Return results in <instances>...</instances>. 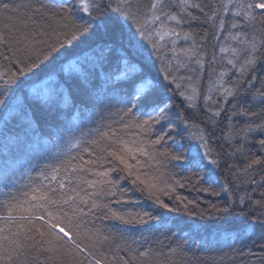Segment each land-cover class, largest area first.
Listing matches in <instances>:
<instances>
[{"label": "trees", "instance_id": "16d2710c", "mask_svg": "<svg viewBox=\"0 0 264 264\" xmlns=\"http://www.w3.org/2000/svg\"><path fill=\"white\" fill-rule=\"evenodd\" d=\"M14 2L26 3L27 0ZM43 2L56 4L58 0ZM153 2L132 0L133 10L139 11L141 23L146 16H151L149 9ZM239 2L246 3L247 0H232L231 4L228 0H188L187 6L182 5V0H163V11L157 12L159 21L145 24L144 36L139 35L134 21L125 23L126 34L129 28L136 33L135 47L128 48L126 39L124 48L118 41H98L111 47L110 53L105 52L108 59L103 70L97 66L99 51L75 44L67 46L72 49V55L65 54L54 64L45 61L39 71L33 69L22 75L21 86L16 88L13 85V90L17 97H27V117L18 114L21 109L15 101L8 108L0 107V216H7L6 201L23 203L25 194L34 187L48 185L49 181L44 180L41 173L50 176L49 165L59 167L69 160L82 165L86 161H97L83 165L90 171L78 172L66 181L85 197L87 203L80 204L82 217L75 219L72 226L61 224V227L76 239L81 248H86L105 264H123L124 260L129 264H264V228L260 226L264 221V207L255 203L264 199L261 196L264 193V165L244 171L251 159L264 156V148L259 145L264 134L256 130L245 137L238 131L246 123H260L261 117L250 119L237 114L245 109L260 113L264 107L257 95L264 92V58L258 59L241 79L239 67L229 64L234 58L233 53L221 52V48L246 47L239 40L232 39L229 33H248L249 39L253 35L257 41L264 39V24L259 20L254 25L247 24L243 16L237 15L235 5ZM74 4L75 0H71V5ZM169 15L176 19H168ZM161 23L174 29L176 35H165L161 40L155 35ZM233 24L236 27H232ZM185 34H188L187 38ZM7 55L5 52V57ZM85 55L87 60H84ZM124 55L142 67L144 74L151 76L158 87L167 88L169 114L176 121L177 129L171 133L170 139L155 146L150 143L156 138L154 134L141 133L139 139L144 141L154 158L149 160L139 155L137 168L142 179L143 174L152 178L157 186L156 195L170 208H179L180 211L160 209L146 192L131 183L132 178L126 171L119 170L111 157L92 144L99 138V132L110 128L124 139H133L132 134L138 132L135 127L124 128L125 124L138 122L135 121L138 114L133 109L132 113L125 115L131 107L125 102V91H130V86L115 79L117 61ZM77 57L82 63L70 68L69 61ZM244 59V53L235 57L237 65ZM0 63L13 71L23 66L8 64L4 58H0ZM80 68L91 73L88 83L77 71ZM221 73L227 75L221 79ZM237 81L241 84L239 94L236 99L229 97L225 103L222 88ZM3 92L4 80L0 78V93ZM181 92L184 96L180 95ZM8 96L11 97L12 92ZM188 96L193 100H187ZM209 96L211 100L206 99ZM237 102L238 106L234 108ZM220 107L224 111L219 116L213 115ZM180 117L187 123H181ZM153 128L156 132L164 130L162 125H153ZM193 134H204L207 138L211 155L204 159L206 168L192 163L197 150L201 156L204 152L201 142L192 139ZM180 152L185 159L176 161L171 158ZM210 159L218 160L220 166L211 165ZM110 169L115 170L109 171L106 178L95 175ZM64 175L61 168L57 179ZM85 180H96L97 186L89 187L83 182ZM104 180L109 182L103 183ZM51 185L55 188L56 181H51ZM225 187L228 191H221ZM203 188H211L220 194L212 195L201 191ZM240 197H244V203H240ZM93 200L100 205L99 208H91ZM184 205H187L186 210ZM224 208H228L230 214L218 211ZM109 209L122 215L150 211L160 219L148 224L126 223L113 218ZM205 212L208 215L202 214ZM32 214L37 218L44 216L47 220L42 210L33 209ZM13 216L17 218L13 224L6 227V221L0 220V227H4V234L8 235L9 227L16 232L19 224L24 225L19 235L23 247L21 254L14 257L15 264H43L44 255L51 254L45 253L37 258V250L29 247L35 241L27 239L34 233L24 231L31 224L18 219L28 213L17 210ZM125 218L131 219L127 215ZM36 223L41 222L37 219ZM77 226L79 236L76 235ZM36 239H39L38 235ZM65 247L71 255L59 256L54 264H88L86 252L74 250L70 244ZM145 251H149V256L141 255Z\"/></svg>", "mask_w": 264, "mask_h": 264}, {"label": "snow or ice", "instance_id": "6c2138e0", "mask_svg": "<svg viewBox=\"0 0 264 264\" xmlns=\"http://www.w3.org/2000/svg\"><path fill=\"white\" fill-rule=\"evenodd\" d=\"M231 4L232 0H228ZM188 0H182V5L187 6ZM163 0H154L150 5L149 11L150 17L144 18V23L140 22V13L138 10L134 11L132 6V0H75V4L71 5V0H58L56 4H45L43 0H27L26 3H15L14 0H0V58L7 60L8 64L15 63L16 65H23L18 71H13L10 67H5L3 63H0V78L4 80V92L0 93V107L8 108L9 104L16 102L17 107L21 109V113L27 117V108L25 101L27 97L21 99L17 97L13 90V85L19 88L22 84L20 78L26 72H31L33 69L40 70V65L45 61L48 64H54L55 61L65 54L72 55V49L67 47L68 45L82 44L84 48L90 51H99L97 59V66L102 70L104 63L108 57L105 52H111V47L108 44H101L98 41H112L120 42L121 48H124V40H127V47L133 48L136 46L134 43L136 33L130 28L125 33L124 25L127 21H134L139 28V35H145V24L149 21H159L160 17L157 12L163 11ZM193 7H199V5H193ZM237 9V15H241L245 18V21L249 25H254L257 20L261 24H264V0H247L246 3L239 2L235 5ZM75 8V13L73 12ZM227 5H225V11H227ZM79 17V20L77 19ZM215 16V13H213ZM168 19H176L175 16L169 15ZM212 17H209L211 19ZM83 21L81 23L80 21ZM224 26L223 21L220 23V27ZM232 27H236L235 24ZM264 34V32H262ZM155 35L159 36L161 40L165 35H176L174 29L166 28L161 23L160 29L156 31ZM188 34H185L187 38ZM229 36L234 40H239L246 45L245 48L237 49H225L221 48V52L231 51L234 58L229 60V64L232 67H239L241 79L244 78L245 73L253 68L257 60L264 58V39L257 41L253 35L251 39L248 38V33H237ZM150 38V37H149ZM95 46V47H94ZM155 48L156 45L153 44ZM83 51V49H81ZM5 52L8 55L5 57ZM241 53L245 54V59L242 63L237 65L235 57H239ZM84 60H87L85 55ZM199 62V61H198ZM82 61L77 57L74 61H69V67L72 68L77 64H81ZM122 65V67H121ZM94 70V69H93ZM81 76L85 77V83L90 80L91 73H85L83 68L77 70ZM111 71V70H110ZM118 75L115 76L116 80H122L130 86V91H125V102L130 104L131 107L125 113L128 115L135 109L138 115H135V121L131 125L125 124L124 128L135 127L138 132L133 133V139H124L120 136L115 129H109L106 132H99L98 139L93 140L92 144L96 145L100 152L111 157L112 162L116 163V166L121 171H126L127 176L131 177V183L137 185L141 192H146L149 198L154 200V203L160 208L168 211H180L179 208H170L168 203L156 195L157 186L153 182L152 178L147 174H143L144 178H141L137 165L140 163L138 156L143 155L148 157L149 160L154 158V155L150 153L147 147L144 146V141L139 139L141 133L154 134L156 138L151 140V145H159L166 139L171 138V133L177 129V123L169 114L170 110V97L167 95V88H160L157 86L156 81L148 75H145L143 68L137 63H133L126 55L122 56L117 61V67L114 70ZM167 76V73H165ZM227 75V73H221V79ZM19 82V83H18ZM175 83V79H173ZM179 87V85H177ZM241 84L237 81L231 86L222 88L223 99L225 103L228 102L229 97L236 99L239 94ZM12 92V96H8V93ZM184 96V93H180ZM258 96L261 97L260 103L264 105V92H258ZM187 100H193L192 96L186 97ZM206 99L211 100V97ZM194 106V105H193ZM238 102L233 107H237ZM209 111H213L209 109ZM224 111L222 107L217 108L213 115L219 116ZM238 115H243L248 118L261 117L260 123H246L243 128L239 129V133H242L245 137L249 133L256 130H260L264 134V107L261 108L260 113L250 112L243 110ZM144 117L140 119V117ZM231 119V116L228 117ZM181 123H187L183 117H180ZM153 125H162L163 131L156 132ZM231 138V134L230 137ZM192 139L201 142L200 147L204 149L201 156L198 150L192 160L194 166L206 168L204 159L210 157L211 151L208 149L207 138L204 134H193ZM259 145L264 148V139L259 140ZM243 151V149H238ZM173 160L180 161L185 159L183 152L175 153L171 156ZM135 161V163H133ZM97 161H86L83 165L95 164ZM209 163L216 167L220 166V162L216 159H210ZM79 163H72L71 160L65 161L59 167H52L51 175H45L41 173L44 180L49 181L48 185H38L32 189L30 193L25 194L26 199L21 203L20 201L13 202L12 200L5 202V209L7 216H0V220L6 221L7 225H11L17 219L13 216V212L20 210L27 212L28 216H19V220H26L31 224V227L24 229V231L32 232L34 235L27 236V239L35 241L29 247L37 250V258L45 253L51 255H44L43 264H54V261L59 256H69L71 252L65 247L66 244H70L72 249H78L82 253H87L85 257L88 260V264H105L102 259H97L93 253L88 252L86 248H81L77 244L76 239H72L69 232L65 231L61 224L72 226L75 219L82 217L83 209L80 207L81 203H87L85 197L80 196L75 187L67 184L66 181L74 178L78 172H88L90 169L84 167ZM123 166L120 168V166ZM264 165V156H257L251 159L244 168L247 172L248 169L254 166ZM61 168L65 175L57 179ZM115 169L106 170L104 172L95 173L97 176L108 177L109 171ZM83 180V177H80ZM51 181H56L55 188L52 187ZM87 183L89 187L95 188L98 181L90 180L83 181ZM109 181L104 180L103 183ZM255 181H253L254 183ZM201 191L211 192L212 195H219L211 188H203ZM221 191H228V188H222ZM58 192V195H57ZM115 195V193H112ZM124 195L123 193L121 194ZM264 197V193H261ZM31 201H36L32 204ZM189 203H194L189 201ZM240 203H244V197H240ZM257 205L264 207V199L255 201ZM27 205V207H25ZM100 205L95 200L91 203V208H99ZM214 209L215 205L212 206ZM185 210L187 205H184ZM33 209H39L46 213L47 220L44 216H33ZM156 209H153L155 211ZM113 218L121 220L126 223L138 222L141 224H148L150 221L159 220L160 217L153 216L152 212L144 211L143 213L119 214L112 209H109ZM219 212L224 214H230L228 208L219 209ZM208 215V213H202ZM125 215L130 216L131 219L125 218ZM189 215L193 213L189 212ZM41 223L37 224L36 220ZM81 223L84 221L81 219ZM264 228V221L260 225ZM24 228L23 224L17 226L16 232H13L11 228H8V235H5V228L0 227V264H15L14 257H18L21 254L22 245L19 241L20 229ZM46 229V230H45ZM58 229V231H57ZM36 235L39 239H36ZM76 235L79 236V226H77ZM107 239V237H105ZM63 241L64 243H60ZM149 251L141 253L142 256H149ZM135 259V255L132 257ZM115 259V257H113ZM123 264H129V261L124 260Z\"/></svg>", "mask_w": 264, "mask_h": 264}]
</instances>
